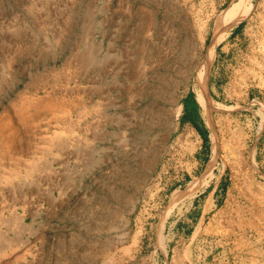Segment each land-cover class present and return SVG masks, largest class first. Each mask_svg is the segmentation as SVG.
<instances>
[{
	"label": "rangeland",
	"instance_id": "obj_1",
	"mask_svg": "<svg viewBox=\"0 0 264 264\" xmlns=\"http://www.w3.org/2000/svg\"><path fill=\"white\" fill-rule=\"evenodd\" d=\"M237 1L0 0V264H264V0L195 91Z\"/></svg>",
	"mask_w": 264,
	"mask_h": 264
},
{
	"label": "bare ground",
	"instance_id": "obj_2",
	"mask_svg": "<svg viewBox=\"0 0 264 264\" xmlns=\"http://www.w3.org/2000/svg\"><path fill=\"white\" fill-rule=\"evenodd\" d=\"M248 1L250 0H238L237 2L229 6L227 9L223 10L217 20L215 35L208 51H206L207 53L198 71L197 85L195 87L197 99L204 108L205 112H209L211 110L210 98L207 91V83H208L209 68L212 62L214 61L216 48L219 45V43L222 41L226 33H228V31L236 27L246 17L247 11L245 10V8ZM210 174H211V168L209 167L206 170L205 176H208ZM196 189H197V184L190 183L187 190L185 191V195L187 197L191 196L196 191ZM177 193H176L177 197L176 195L174 196L177 199H180L178 198L180 196H178ZM180 194L182 195L183 193Z\"/></svg>",
	"mask_w": 264,
	"mask_h": 264
}]
</instances>
